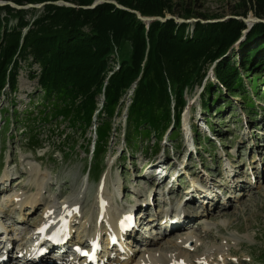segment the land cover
<instances>
[{"label":"rangeland","instance_id":"rangeland-1","mask_svg":"<svg viewBox=\"0 0 264 264\" xmlns=\"http://www.w3.org/2000/svg\"><path fill=\"white\" fill-rule=\"evenodd\" d=\"M170 5L172 11H165V14L176 18H182L185 9L193 13L190 18H199L196 17L198 13L218 14L219 18H223L243 7L240 0H171ZM29 16L30 14L26 15L27 18ZM247 17H252L250 11ZM244 22L247 27L245 33L256 21ZM262 41L263 38L250 47ZM238 43L229 53V59L238 68L244 89L255 100L254 112L246 111L240 94L229 93L225 89L222 92L225 96L217 93L214 102H209L210 108L202 109L200 93L206 79L214 85L218 84L212 65L203 83L195 84L186 95L187 105L182 112L181 121L184 124V118H187L191 128L195 127L193 132L197 131L187 141L183 131L169 138L168 134L173 130L170 127L156 144L152 137L150 141L144 140L142 144L138 142L140 144L137 149H133V145L127 147L122 132L131 89L125 97L124 110L113 117L114 125L120 126L119 130L110 138L96 160L89 159L90 153L83 151L87 139L94 138V125L81 134L66 125L65 121H61L59 125L56 120L44 126L38 124L36 128L40 129L43 144L42 147L33 149L27 142L25 126L20 121L11 120L7 125L4 124L5 109L11 110L12 106L8 100L1 98L0 239L5 242L12 241L8 249L14 245L13 250H17L16 243L20 242L18 237L29 239L38 233L40 227L48 224L47 216L52 208L54 221L58 222L62 218L60 207L67 204L66 200H72L79 195L81 222L77 225V230L72 226L74 231L68 235V239L88 249L89 240L86 234L100 232L102 241L99 248H102L107 244L104 235L106 224L95 217L98 209L94 200L98 191L103 194L105 191L111 207L134 210L139 224H145L149 228L145 235H152V238L145 237L146 248L141 241L133 239L131 242L124 241V245H129L122 248L123 251L117 249L119 253L128 255L132 261L151 251L164 257L179 254L192 264H264V96L256 98L250 84V78L264 69H254L256 72L243 70L238 63L243 49ZM261 58H264V49L259 52L255 61ZM31 69L38 72L39 67L33 64L29 68L21 62L18 69L17 90L12 96L19 112L25 107L32 111L40 100L39 95L35 94L36 79L28 76ZM256 86L255 91L261 96L264 93V80ZM33 95L35 96L32 97ZM101 100L102 98L99 103ZM46 126L47 129H42ZM64 137L67 144L61 142ZM191 141L196 146V152L191 143L189 147L185 146ZM148 144L150 148L147 151L142 150L141 147ZM156 145L157 152L154 153ZM92 147L93 143H90V150ZM123 153L125 158L121 157ZM88 164L92 165L90 176L87 173ZM33 168L37 172L34 173ZM158 169H163L161 171L165 174L157 173ZM229 170H232L230 174ZM175 173L177 175L172 181ZM37 175L45 178L40 185L36 184ZM100 181L104 183L103 187L100 186ZM170 183L171 186L166 190ZM115 188L119 189L116 193L113 192ZM196 189L203 193L199 191L197 198L192 197L185 202L189 191L195 192ZM207 190L213 191L215 200H219L218 204L210 202L207 192H204ZM15 195L22 198L38 195L40 206H21L15 200ZM52 202H55L54 206H50ZM181 208L187 210L184 215L195 211L197 213L190 218L191 221L187 219L184 223H178L184 215L174 214V224H160L165 209L175 213ZM23 217L24 221H20ZM48 227L54 228L52 225ZM141 232L139 231V235ZM187 235L196 240L197 246L182 244V238ZM69 246L66 247V252L71 254ZM215 248L227 250L224 261L219 262L212 255V259L204 263L201 254L214 251ZM10 254L11 251H7V255ZM120 259L121 256L117 260ZM63 260L68 264L74 261L68 256ZM15 262L16 260L11 259L9 264ZM38 263L42 264L40 260Z\"/></svg>","mask_w":264,"mask_h":264},{"label":"trees","instance_id":"trees-1","mask_svg":"<svg viewBox=\"0 0 264 264\" xmlns=\"http://www.w3.org/2000/svg\"><path fill=\"white\" fill-rule=\"evenodd\" d=\"M12 1L24 4L54 0ZM63 1L80 7L0 6V100H8L12 106L11 110L5 109L4 124L20 121L31 148L43 144L40 129L36 128L38 124L44 126L56 120L59 125L65 121L81 134L94 125V138L87 139L83 151L90 152L89 159L96 160L119 130L113 117L124 110L125 97L131 89L122 132L126 146L137 149L138 142L142 144L152 137L156 144L170 127L173 130L168 137L173 138L181 132L187 93L195 84L203 83L212 65L218 84L206 79L200 93L202 109L210 108L209 102H214L217 93L225 96L222 93L225 89L240 94L246 111L254 112L255 100L244 89L242 76L229 59V53L239 42L243 53L238 63L242 69L263 70L264 58L255 60L264 49V21H256L245 33L247 27L241 17L205 23L155 19L146 26L126 8L144 16L165 17V11H172L171 0H114L125 8L109 2L91 7L93 0ZM240 1L243 7L231 15L246 18L250 8L256 17L264 18V0ZM191 14L185 9L182 18H190ZM196 17L219 18L218 14L204 13ZM261 38L262 42L250 47ZM21 62L29 68L33 64L39 67L38 72L28 71V76L36 79L35 94L40 98L32 111L25 107L19 112L13 101ZM263 72L250 78L256 98L264 96L255 91L257 83L264 80ZM65 138L61 142L67 144ZM90 143H93L91 150ZM141 148L147 151L150 146ZM153 152H157V145ZM121 157L125 158L124 153ZM91 169L92 165L88 164L89 176Z\"/></svg>","mask_w":264,"mask_h":264},{"label":"bare ground","instance_id":"bare-ground-1","mask_svg":"<svg viewBox=\"0 0 264 264\" xmlns=\"http://www.w3.org/2000/svg\"><path fill=\"white\" fill-rule=\"evenodd\" d=\"M249 23H251V22H249ZM186 119L187 118H184L183 129L181 128V132L182 131L184 132V137H188V136L192 135V132H193L191 130V126L188 123L189 121H187ZM163 164H165V163H163ZM161 170H163V169H158L157 173L165 174ZM32 171L35 173V172H37V169L33 168ZM231 171L232 170H229V174L231 173ZM43 178L44 177L42 175L41 176L37 175L36 176V184H38V185L42 184V179ZM103 184L104 183H102V181H100V186L102 185V187H103ZM118 186L122 187L121 185H118ZM113 190H114L113 192H115V193L118 192V191H116L117 188H115ZM191 191L192 190H190V192ZM207 191H204V192H207ZM106 193H108V192L106 191ZM104 194H105V191H104ZM104 194H103L102 191H98L96 199L94 200V203H95V205L97 206V209H98V212L95 215V217H97V220L100 219L101 221L105 222L106 226H105V229H104V234H105L106 238L108 237V238L111 239L112 236H114L116 234H119L118 230H119V228L121 226V223L124 222L123 217H122V219H120V215L123 213V214H125L127 216V214L124 213L125 210H126L125 208L118 209V207H113V206L111 207L110 203H109V201L107 199L106 194L105 195ZM191 194H193V193H191ZM192 196L193 195L188 196L186 198V201L189 200L190 198H192ZM197 196H198V194H197ZM197 196H195L194 198H197ZM209 198H211V197L209 196ZM79 199H80V195L76 196L72 200L68 199V200L65 201V202H67V204L65 203L66 206H64L63 209L67 213L65 215L67 218L65 217L64 220L60 221V224H59V227L61 225H63L64 227H67L66 231H68V233H65L64 236L68 237V235L73 234L72 231H74V230H72V226H74L75 229L77 230V225L78 226L80 225L81 220H79V219H80L82 213L80 211ZM152 199H153V197H151V200ZM15 200L19 201L21 206H26V205H28L30 207H35L36 206V208L40 206L39 205L40 202L38 201V195H28V196H26L24 198H22L19 195H15ZM148 203H150V200H148ZM54 205H55V202L50 203V206H54ZM194 206H195V204H194ZM46 207L47 208H51V207H48V206H46ZM186 211L187 210L185 208H181L180 210H177V212H175V214L184 215L186 213ZM164 212L167 214L168 210L165 209ZM196 213H197V211L192 212L191 216H195ZM185 216L186 215H184L182 217H185ZM151 219L154 220V218H151ZM170 219H171V217H166V218H162L161 220H163L164 222H168ZM126 220L128 221V216H127ZM149 220H150V218H149ZM191 220L192 219H190V221ZM20 221H24V217L21 218ZM169 222L171 223V221H169ZM172 222H174V221H172ZM84 224H87V222L84 221ZM44 227H42V229L39 231V233L42 234V230L44 229ZM4 230L5 229L3 228V231ZM123 231H127V229L123 228ZM63 232H65V230H63L60 233V235ZM121 234L122 233L120 232L119 235H121ZM86 235H87L86 238H88V240H90V246H91L92 250L95 253V248L97 247V243L100 240V232L87 233ZM127 235H130L128 237H125V238H127L128 241H131V238H134V237H136L137 239L139 238L138 235H137V229L135 228L134 225H133V229L131 230V232L128 233ZM72 237H73V235H72ZM29 240H34V238L30 237ZM107 240L106 241L109 242V239H107ZM19 241L24 242L25 241L24 237H23V239H19ZM41 241L43 243H39V244L40 245H44L47 248V250H48V252L45 254V256L40 258L41 259L40 261L42 262V264H46L48 262L49 259L47 260V258L60 259L61 256L63 254H65L64 246L61 245V246L57 247V246L54 245L56 242L59 241V237H49L48 240L47 239H43ZM67 242L69 243L70 246L74 245L72 240H69ZM183 243H185V245H187L189 247L197 246L196 240L193 239L192 236H189V235H187L184 238H182V244ZM26 244H27V242H26ZM0 245L5 246V250L4 251H7V247L8 246H7V243L4 240L0 239ZM128 245L129 244H127V245L123 244L122 248L128 247ZM3 246L0 247V253H1V249L3 248ZM103 247L105 249L104 252H108L107 254H110V255H113V256H117L116 259L110 260L111 264H192V263L188 262V260L185 257H183L182 255H179V254H175L174 256H170V257H164L163 255L154 254L151 251L143 253V255H140L138 258H135L136 259L135 261H132L128 255L123 254L122 252L119 253L117 251L116 247H112L111 248V246H109L108 244L104 245ZM29 248H30V246L27 248V250L25 251V254L22 256V260L27 255ZM139 248H140V246L138 247V249ZM79 251H80V253L82 255L86 254V256H87V254H88L87 251H84L82 249H79ZM226 251L227 250L225 248H215L214 251H210V252H207V253H202L201 254V260L204 263H207L208 260L210 261L212 259V255H215L216 258H218L217 260L219 262H221V261L223 262L224 259L226 258ZM120 256H122L121 259L117 260ZM0 257H1V254H0ZM105 257H107V255H105ZM114 260H116V261H114ZM52 264H55V262H52Z\"/></svg>","mask_w":264,"mask_h":264},{"label":"water","instance_id":"water-1","mask_svg":"<svg viewBox=\"0 0 264 264\" xmlns=\"http://www.w3.org/2000/svg\"><path fill=\"white\" fill-rule=\"evenodd\" d=\"M101 2L114 3L117 7L125 8V7H122L121 5H119L114 0H95L90 6L93 7L97 3H101ZM6 4L10 5L11 7L16 8V9L39 8V7H42L45 4H56V5H65V6H71V7H80V6L76 5V4H73V3L67 2V1H63V0L43 1V2H38V3H24V4H17V3L13 2V1H10V0H0V6L1 5H6ZM81 7L86 8L87 6H81ZM126 9H128L131 12H134L136 14V16L146 24V26L152 20L158 19V20L163 21V20L169 19V18H172V19H174L177 22H190V21L194 22V21L199 20L202 23H205V22H214V21H223V20H225L227 18H231V17H234V18H240L241 17L244 21H260V20H263L264 19V18L263 19H260V18L256 17L254 15V13L252 12V10H250V8H248V11L246 12L245 15L247 16L248 15V12L250 11L252 13V17L243 18L242 15H238V16H236V15H228V16L223 17V18L206 19V20L199 19V18H187V19L180 18V17H177L176 18V17H174V16H172L170 14H167L165 17H160V16H144V15H141L137 10H132V9H129V8H126ZM125 118H126V116H125Z\"/></svg>","mask_w":264,"mask_h":264}]
</instances>
